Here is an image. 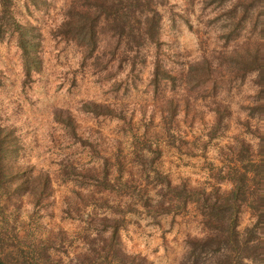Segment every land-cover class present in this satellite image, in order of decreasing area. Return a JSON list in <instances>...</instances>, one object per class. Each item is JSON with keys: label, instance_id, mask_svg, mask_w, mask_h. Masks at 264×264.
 <instances>
[{"label": "rangeland", "instance_id": "obj_1", "mask_svg": "<svg viewBox=\"0 0 264 264\" xmlns=\"http://www.w3.org/2000/svg\"><path fill=\"white\" fill-rule=\"evenodd\" d=\"M157 1L158 41L139 46L99 24L106 14L93 0L11 1L0 28L5 263L178 264L205 229L192 203L155 206L170 195L164 183L227 191L240 143L264 134V114H247L254 73L228 65L256 43L264 53L255 3L243 12L236 0ZM77 9L101 25L91 54L66 24ZM250 223L241 206L237 230Z\"/></svg>", "mask_w": 264, "mask_h": 264}, {"label": "trees", "instance_id": "obj_2", "mask_svg": "<svg viewBox=\"0 0 264 264\" xmlns=\"http://www.w3.org/2000/svg\"><path fill=\"white\" fill-rule=\"evenodd\" d=\"M11 1L0 0V28L9 25L8 20L12 17ZM113 1L111 5L108 4V0H93L95 5L104 9L106 14L103 15L99 24L107 23L106 26L117 29L119 36L125 34V37L134 40L135 46L143 43H157L159 34V22L155 9L157 0ZM253 3H255V11H261L262 16L258 20L259 15L254 13L250 17V22L264 26V0H236L233 7L240 5L243 12H247L248 5L251 7ZM233 11H229L230 18L234 16ZM76 15L75 18L69 17L66 21V24L70 26L69 33H73L75 44L85 48L86 53L91 54L95 47L93 29L98 24L93 18L88 21L89 11L86 9H77ZM135 24L136 27L133 26ZM22 29L18 32V44L27 54L31 43L27 39L26 29L23 31ZM254 46L251 49L235 52L230 56L228 64L237 71L250 69L255 75L254 83L258 90L257 96L252 100L253 105L247 107L249 117L260 112L264 114V53L259 52L260 44L256 43ZM197 65L201 69L202 66ZM29 68L27 66V69ZM206 74L202 73L201 78ZM159 78L167 79L168 74L161 72L155 75L154 83ZM8 136L6 128L0 126V171L7 160L4 158H6V149H9V144H7L8 147L5 146ZM235 156V163L228 167L227 171L226 179L230 182V188L227 191L221 190L217 185L207 190L204 187L192 189L186 185L180 187L172 186L169 182L164 183L170 195L167 200L157 202L155 206L176 202L192 203L199 210L201 223L205 229L202 237H192L186 241V250L178 264H264V134L257 136L255 147L249 143H240ZM35 178L40 179V176ZM24 182L27 184L29 181ZM44 182L41 184L39 182L41 191L43 186L45 187ZM241 206L248 209L251 223L239 232L237 217ZM170 208L165 207L163 210L166 212ZM0 264L9 263L0 259Z\"/></svg>", "mask_w": 264, "mask_h": 264}]
</instances>
